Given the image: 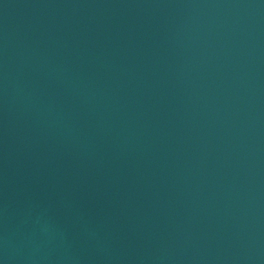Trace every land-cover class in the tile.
Masks as SVG:
<instances>
[{"label":"water","instance_id":"water-1","mask_svg":"<svg viewBox=\"0 0 264 264\" xmlns=\"http://www.w3.org/2000/svg\"><path fill=\"white\" fill-rule=\"evenodd\" d=\"M0 264H264V0H0Z\"/></svg>","mask_w":264,"mask_h":264}]
</instances>
